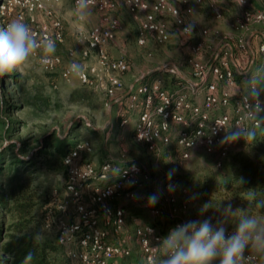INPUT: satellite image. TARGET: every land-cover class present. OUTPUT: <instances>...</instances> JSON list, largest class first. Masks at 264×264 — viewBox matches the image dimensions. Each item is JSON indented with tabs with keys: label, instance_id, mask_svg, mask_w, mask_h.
<instances>
[{
	"label": "built area",
	"instance_id": "built-area-1",
	"mask_svg": "<svg viewBox=\"0 0 264 264\" xmlns=\"http://www.w3.org/2000/svg\"><path fill=\"white\" fill-rule=\"evenodd\" d=\"M194 1L199 4L203 0ZM209 1L214 16L220 18L221 11L215 0ZM231 1L240 10L230 21L231 28L242 32L254 24L264 25V0H259L258 6L250 0H242V3L241 0ZM21 4L29 11L41 7L40 0H22ZM73 4L77 7L76 0H73ZM119 5L139 23L135 36L137 45H144L148 36L160 44L169 40V26L161 18L162 14L171 16L182 34L191 33V30H186L189 26L186 15L193 11L190 0H181V7L171 5L167 0H94L90 7L101 13L100 21L83 35L86 44L83 54L95 53L97 67L91 70L106 76L105 92L108 96L115 94L121 85L119 74L128 69L124 57H110L107 52V45L114 39V31L122 28L119 19L108 13ZM32 31L38 39L51 38L56 43L62 40L59 19L36 25ZM208 31L207 27L200 28L197 39L190 44L187 64L191 76H185L177 65H162L169 74L178 75L184 82L168 90L163 87V77L157 74L148 81L131 85L125 93L127 105L119 121L122 126L130 124L133 139L149 151H155L159 146L174 145L179 156L185 159L192 150H202L214 155V166L219 168L234 147V143L222 142L225 130L242 127L247 131L258 126L264 111H257L255 99L236 87L233 69L236 61L227 43V35L220 36L218 48L213 52L215 46L210 41ZM235 42L240 51L248 48L245 38L239 37ZM207 47L213 55L202 60L199 56ZM258 50L264 57V38ZM39 60L42 69L48 72L54 71L61 61L59 56L53 54L47 63L42 55ZM73 65L76 64L72 61L61 68L63 78L76 74L72 70ZM76 75L84 84L93 82L92 76L83 69ZM250 87L253 88L252 85ZM229 106L232 115L227 112ZM260 107L264 108L261 97ZM89 150L87 142H79L63 159L67 166L64 196L72 211L68 214L65 205H56L58 210L50 205L44 208L43 228L52 233L56 243L61 246L64 254L62 264H121L132 254V248L127 244L130 239L137 246L142 263L152 264V259L159 254V238L175 225L192 220L180 216L188 205L186 187L177 186L167 178L159 179V201L149 207L146 204L148 196L142 189L144 184L152 181V177L140 163L122 161L114 169L110 161H104L98 167L89 161L75 162L81 151ZM169 184L174 186L173 191L167 190ZM175 190L179 191L180 198L174 193ZM123 200L154 219L159 217L165 220L164 232L161 233L151 223H140L137 216L128 211ZM127 221L133 222L131 232L127 230ZM233 230L227 229L228 234ZM256 259L252 251L245 252L244 262L255 264ZM127 264L132 263L129 261Z\"/></svg>",
	"mask_w": 264,
	"mask_h": 264
},
{
	"label": "rangeland",
	"instance_id": "rangeland-1",
	"mask_svg": "<svg viewBox=\"0 0 264 264\" xmlns=\"http://www.w3.org/2000/svg\"><path fill=\"white\" fill-rule=\"evenodd\" d=\"M21 1L0 0V28L20 20L32 30L36 25L49 24L51 20L59 19L62 40L56 43V51L53 55L59 56L61 61L54 71H44L39 60L42 53L38 50L29 58L22 71L0 77V120L4 121V124L0 123V151L8 149V146L13 143L16 144V146H12L13 149H20L18 146H23L20 143L21 139L26 141L23 149H31L32 146L37 145L38 140L42 141L44 135L51 131L61 133L64 138L68 130L77 129L80 132V140L87 142L90 150L81 151L75 162L89 161L98 167L104 161H110L115 169L122 161H137L152 177L149 184L143 185L142 191L147 196L152 193H159L160 195L161 181L159 179L167 178L169 170H174L171 181L177 186L182 185L187 177L196 179L203 175H215L222 171L219 169L220 167L214 166V155L202 150H192L189 157L185 159L181 158L178 149H174L171 145L159 146L155 151H149L144 145L132 139L130 124L122 126L118 119L122 111L125 110L122 108L125 93L130 85L142 82L143 78L148 75H145L146 73L157 71L161 67L163 70L162 65L165 64H174L179 67L183 74L191 76L190 67L187 64V57L190 55L189 47L197 39L198 30L202 27L209 28L208 36L213 39L212 44L215 46L213 52L218 48L220 36L227 35V43L231 46L236 61L234 68L237 67L239 58L236 53L248 52V48L246 51H240L236 46V39L244 38L241 31L228 26L229 17L232 15L236 17L239 14V8L237 11L228 0L218 2L215 0L216 5L220 6L223 11L221 17L216 18L211 11V6L208 7L205 3L196 4L194 0L195 5H193L192 0H190L193 11L186 15V21L192 26L191 33L182 34L173 23L172 17L162 14L161 18L169 26L171 34L169 40L160 44L152 36H148L146 43L142 46L137 45L135 41L138 21L134 20L121 5L115 10H110L108 14L119 19L122 28L114 31V42L109 43L112 47L109 48L110 54L108 55L110 57H124L128 62V69L119 74L121 85L115 91L116 95L109 97L105 92L106 76L91 70L92 67H97L95 53L91 51L87 55L83 54L86 47L83 35L92 25L99 23L101 13L90 7V13L86 19L80 20L73 0H40L41 7H36L31 11L25 9ZM167 1L169 4L181 7V0ZM223 20H227L228 25L220 23L219 27L222 30L213 26L218 24V21L224 22ZM120 38L123 39L121 42ZM117 42H120V45ZM70 52L73 54L70 55ZM211 54L213 55L210 48L207 47L199 58L205 60ZM259 55L261 56L260 53ZM249 60L248 55L244 67L249 63ZM72 61L79 65L81 70L87 71L92 76V84L82 83L76 74H71L68 78L61 76V68ZM230 65L233 68L232 63ZM249 73L253 74L248 72L244 73L247 77L242 75L244 80H239V78L236 80L235 78L239 83V86L236 84V87L249 95L251 90L255 88L262 95L264 101V72L254 83L249 82ZM163 76L162 74L161 77ZM164 79L166 81V78ZM166 85L173 87L174 83L170 84L169 81H166ZM251 85L253 88L250 87ZM7 103H10V106L5 110ZM227 112L232 115L230 106L227 107ZM9 118L18 120V122H8ZM259 124L264 125V115H260ZM12 125L15 127L7 130L8 126ZM241 148H243L242 143L240 141L235 142L227 157L234 150ZM27 153L29 155L31 151L28 150ZM9 155L4 153L3 156L2 154V162L10 161ZM18 155L21 157V153ZM28 155L24 154L22 157L26 158ZM34 166V173L38 174L37 181L41 183L46 194L45 197L49 199L46 207L50 205L58 210L56 205H65L69 214L72 207L67 202L63 190L67 180V169L66 172L65 170H48L38 162H35ZM186 190L188 191L186 197L188 205L185 211L180 213L181 217L191 219L212 217L214 223L218 222L219 219H225L227 214H223L222 210L227 204H231L233 213L239 210L238 206L231 203L226 196L215 193L213 195L220 199L219 208L217 206L214 210L201 216L202 203L193 191L188 188ZM174 193L178 198L181 197L178 190H175ZM122 202L124 205L126 204L128 211L137 216L140 223H151L161 233L164 232L165 220L159 217L156 219L150 217L126 200ZM258 217L264 219V217ZM220 221L226 227L225 221ZM132 227L133 222L127 221L128 232L132 231ZM130 240L127 241V244L132 248V254L130 258L123 259L121 264H127L129 261L132 264H143L137 246ZM249 250L257 256L255 264H264V251L251 248ZM244 264L248 263L244 262Z\"/></svg>",
	"mask_w": 264,
	"mask_h": 264
},
{
	"label": "trees",
	"instance_id": "trees-1",
	"mask_svg": "<svg viewBox=\"0 0 264 264\" xmlns=\"http://www.w3.org/2000/svg\"><path fill=\"white\" fill-rule=\"evenodd\" d=\"M218 1L221 0H216ZM228 1L238 11L236 4ZM202 3L210 7L209 0H203ZM219 9L223 14L220 6ZM260 70L264 72V65ZM157 74L164 75L163 87L168 90L184 82V79L169 74L165 69L148 73L141 81L145 82ZM164 78L170 84L174 83V86H167ZM115 95L116 93L113 96ZM127 100L125 95L123 109L127 105ZM9 106L10 103H7L5 110ZM120 118L121 116L118 120ZM7 121L18 122L11 118ZM0 123L4 124V121L0 120ZM14 127L8 126L7 130ZM250 130L256 131V139L252 144H245L241 140L243 148L234 150L224 159L219 168L222 169L220 173L184 179L181 186L193 191L202 206L208 203L209 209L204 213L214 210L219 205L220 199L213 195L219 193L238 206L239 210L245 209L253 215L264 217V209L257 210L250 199L253 192L256 193L257 199H264V125L259 124ZM66 134L63 138L61 133L51 131L44 135L42 141L38 140L37 145L31 149H23L26 141L21 139L20 143L23 146H18L20 149H13L12 146H16L13 143L8 149L0 151V264H62L64 254L61 246L56 243L54 235L43 228L44 208L49 199L45 197V191L37 181L38 174L34 173V165L38 162L48 170L66 172L67 166L63 162L65 155L79 142H84L80 140V132L77 129H70ZM28 150L31 151L29 155ZM4 153L10 154V161L2 162ZM24 154L28 156L22 157ZM241 178L244 181L242 184L239 182ZM239 210L218 221H225L226 228H235Z\"/></svg>",
	"mask_w": 264,
	"mask_h": 264
},
{
	"label": "clouds",
	"instance_id": "clouds-1",
	"mask_svg": "<svg viewBox=\"0 0 264 264\" xmlns=\"http://www.w3.org/2000/svg\"><path fill=\"white\" fill-rule=\"evenodd\" d=\"M93 2L94 0H76L80 20L86 19ZM191 27L187 26L186 30H191ZM38 50L42 53L43 61L47 63L48 58L56 51V42L51 38L38 39L31 28L20 20L0 28V77L22 71L29 58ZM72 70L79 74V65H73ZM250 95L256 101L257 111H264L260 107L258 90L253 88ZM255 139L256 131L232 127L225 130L222 142L235 143L242 140L245 144H252ZM173 174L174 170H169L167 179L171 180ZM239 182L244 183L242 178ZM167 190L173 191L174 186L169 184ZM159 198V193L150 194L147 197V206H155ZM250 199L257 210L264 209V199H257L256 193L253 192ZM208 209V203L204 204L200 215L203 216ZM222 211L227 215L234 212L230 203ZM239 212L231 234H228L223 223L218 221L214 224L212 217L186 220L175 225L159 238V254L152 259V264H244L245 252L250 248L264 251V219L245 209Z\"/></svg>",
	"mask_w": 264,
	"mask_h": 264
},
{
	"label": "crops",
	"instance_id": "crops-1",
	"mask_svg": "<svg viewBox=\"0 0 264 264\" xmlns=\"http://www.w3.org/2000/svg\"><path fill=\"white\" fill-rule=\"evenodd\" d=\"M192 2H193V0H192ZM251 2L255 6L259 5V0L258 1L252 0ZM193 5H195L194 2H193ZM234 17H235V15H232L231 17H229L230 18L229 23H230L231 20L234 19ZM223 21L224 22L218 21V24L213 25V26L219 28L220 30H222L219 27L220 23H225L226 26L228 25L227 20H223ZM228 26L230 27V25H228ZM241 34L244 36V38H245V40H246V42L248 44V52L247 53L246 52H244V53L237 52L236 53V55L239 58V60L236 58L238 60V64H237V67L234 68V70H235L234 71V76H235L236 80L238 78H239V80H242V79L244 80L242 75L244 73L246 74L248 72H252L253 74H250V73L248 74V76H250V78L248 77V80H249V82L254 83V81L258 80L260 78V76L262 75V73H263V72H261L260 67L263 65L264 57L259 55L258 45L262 41V39L264 38V25H262V24H254V25L250 26L248 30L242 31ZM122 40L123 39L120 38V42ZM210 41L212 43L213 39L210 38ZM112 42H114V41H112ZM112 42L110 44H112ZM120 42H117V44L120 45ZM110 44H108V46H107L108 54H110L109 53V48L112 47ZM248 55H249L250 60H249V63L246 65V67H244ZM243 68H245V70L242 71ZM245 76L247 77V75H245ZM187 77H189V76H187ZM236 84H237V86H239V83L237 81H236ZM260 97L262 98V95H260Z\"/></svg>",
	"mask_w": 264,
	"mask_h": 264
},
{
	"label": "water",
	"instance_id": "water-1",
	"mask_svg": "<svg viewBox=\"0 0 264 264\" xmlns=\"http://www.w3.org/2000/svg\"><path fill=\"white\" fill-rule=\"evenodd\" d=\"M159 70H162V67Z\"/></svg>",
	"mask_w": 264,
	"mask_h": 264
}]
</instances>
